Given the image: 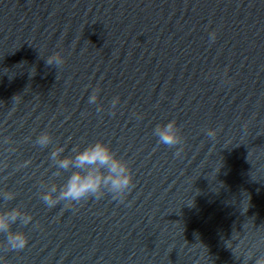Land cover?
<instances>
[{
	"label": "water",
	"instance_id": "obj_1",
	"mask_svg": "<svg viewBox=\"0 0 264 264\" xmlns=\"http://www.w3.org/2000/svg\"><path fill=\"white\" fill-rule=\"evenodd\" d=\"M54 53L62 66L46 64ZM170 120L184 138L179 156L181 145L153 135ZM42 132L53 138L46 148L35 144ZM98 140L129 163L131 191L123 202L106 194L49 209L41 194L71 174L53 175L52 150L72 155ZM6 190L16 197L0 198V211L20 207L33 220L12 226L28 245L0 247V264H243L249 250L264 255V0H0Z\"/></svg>",
	"mask_w": 264,
	"mask_h": 264
},
{
	"label": "clouds",
	"instance_id": "obj_2",
	"mask_svg": "<svg viewBox=\"0 0 264 264\" xmlns=\"http://www.w3.org/2000/svg\"><path fill=\"white\" fill-rule=\"evenodd\" d=\"M212 42L216 39V32L210 34ZM65 63L64 57L60 53H54L47 57L46 64L59 67ZM99 88L95 89L88 98L89 104H95L98 99ZM119 103V97H115L112 108ZM100 109H98L99 111ZM207 136L215 139L216 130H207ZM153 135L157 137V143L176 147V156L183 151L184 138L175 120H170L166 124H158ZM52 136L47 132H42L35 140V144L41 148H46L52 143ZM64 147H56L50 153L52 165L57 169L54 176H60L62 172L71 171L67 181L58 186L51 183L47 191L41 194V200L49 208H55L63 202L64 208L69 209L82 201L95 198H103L106 194H111L113 200L123 202L127 193L134 186L133 174L129 163L117 156L111 147L103 142L96 141L89 143L82 149L76 146L72 149V155L62 156ZM25 162L22 166H27ZM16 197L13 191L0 192V198L5 202L12 201ZM33 220L32 215L15 207L7 211H0V234H4L6 239L0 243V247L8 251H21L28 245V237L23 231H13L12 226L19 222L23 226L29 225ZM264 245V240L260 241ZM256 248L259 245L254 246ZM234 252V251H233ZM235 254V253H234ZM243 264H264V255L255 256V251L249 250L243 256Z\"/></svg>",
	"mask_w": 264,
	"mask_h": 264
}]
</instances>
